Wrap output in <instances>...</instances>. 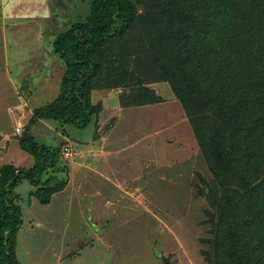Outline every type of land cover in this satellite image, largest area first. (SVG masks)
<instances>
[{
  "label": "rangeland",
  "instance_id": "1",
  "mask_svg": "<svg viewBox=\"0 0 264 264\" xmlns=\"http://www.w3.org/2000/svg\"><path fill=\"white\" fill-rule=\"evenodd\" d=\"M89 1L0 0V168L33 165L18 145L22 125L9 147L2 139L13 131V120L25 125L33 109L58 94L65 67L52 43L88 16ZM103 61L112 76L105 70L106 79L123 85L93 90L92 103L102 110L88 129L44 121L46 127L30 130L39 143L63 146L61 162L72 167V178L66 193L47 206L31 196L28 181L19 185L20 264H212L215 213L204 190L213 185L221 197L237 186L227 175L220 185L210 170L183 104L144 46H109ZM41 85L51 96L36 100ZM152 94L161 101L139 103Z\"/></svg>",
  "mask_w": 264,
  "mask_h": 264
},
{
  "label": "trees",
  "instance_id": "2",
  "mask_svg": "<svg viewBox=\"0 0 264 264\" xmlns=\"http://www.w3.org/2000/svg\"><path fill=\"white\" fill-rule=\"evenodd\" d=\"M138 43L183 104L220 185L231 176L239 187L221 197L213 185L204 190L215 213L212 264H264V0H90L88 16L53 40L65 67L58 97L33 111L19 141L33 166L0 168V264H20L19 185L28 181L31 196L47 206L72 178V167L61 162L63 146L39 143L31 128L43 120L88 129L102 110L92 103L93 90L123 85L106 79L105 51ZM151 98L139 103L161 101Z\"/></svg>",
  "mask_w": 264,
  "mask_h": 264
},
{
  "label": "crops",
  "instance_id": "3",
  "mask_svg": "<svg viewBox=\"0 0 264 264\" xmlns=\"http://www.w3.org/2000/svg\"><path fill=\"white\" fill-rule=\"evenodd\" d=\"M62 77H63V75L59 78L60 80H58L57 81V88H58V94H59V89H60V84H61V80H62ZM43 78H44V76H43ZM40 89H39V91H38V93L36 94L35 93V95H36V98L37 97H42V96H45V95H50L51 96V94L48 92V90H49V86H47V85H41L40 87H39ZM58 94L55 96V98L53 99V101L58 97ZM18 95V94H17ZM36 100H38V98L36 99ZM52 101V102H53ZM51 102V103H52ZM51 103H49V104H51ZM48 104H46V106H47ZM45 106V105H44ZM44 106H42V107H44ZM24 107V113L26 114V117H27V113H26V107L27 106H23ZM38 108H41V107H38ZM38 108H35V109H38ZM30 109V108H29ZM35 109H33V111L35 110ZM33 111H32V113L31 114H33ZM1 113V112H0ZM23 114V113H22ZM19 115H21V113H19ZM31 116L32 115H29V117H27V118H25V120H23V121H25V125L24 124H22L20 121L19 122H15V120H13V122H12V126H13V131H10V134L9 135H7L4 139H2V141H4V147H6L7 148V146L9 147V145H10V143L13 141V138L14 137H20V135H18V134H16V129L18 128V127H16L17 125H22V127L24 128V130H25V126H26V124H27V122H28V120L31 118ZM23 119V118H22ZM40 125H43V126H47L48 124H45V122L42 120V121H40V122H38L34 127H35V129L37 130L38 129V127L40 126ZM2 130V128H1V125H0V137H1V135H3L1 132ZM63 138V137H62ZM65 138V137H64ZM63 138V139H64ZM11 141V142H10ZM19 145V144H18ZM22 151V150H21ZM13 165V164H12ZM33 165H31L30 167H28V168H31Z\"/></svg>",
  "mask_w": 264,
  "mask_h": 264
},
{
  "label": "built area",
  "instance_id": "4",
  "mask_svg": "<svg viewBox=\"0 0 264 264\" xmlns=\"http://www.w3.org/2000/svg\"><path fill=\"white\" fill-rule=\"evenodd\" d=\"M16 133H17V134H21V129H20V128H17V129H16Z\"/></svg>",
  "mask_w": 264,
  "mask_h": 264
},
{
  "label": "clouds",
  "instance_id": "5",
  "mask_svg": "<svg viewBox=\"0 0 264 264\" xmlns=\"http://www.w3.org/2000/svg\"><path fill=\"white\" fill-rule=\"evenodd\" d=\"M21 129V128H20ZM21 133H22V131H21ZM18 135H21V134H18Z\"/></svg>",
  "mask_w": 264,
  "mask_h": 264
}]
</instances>
